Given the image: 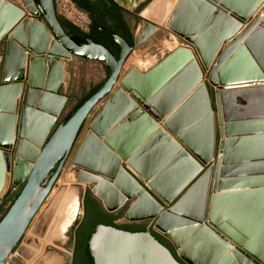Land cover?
Masks as SVG:
<instances>
[{
  "label": "water",
  "instance_id": "obj_1",
  "mask_svg": "<svg viewBox=\"0 0 264 264\" xmlns=\"http://www.w3.org/2000/svg\"><path fill=\"white\" fill-rule=\"evenodd\" d=\"M230 1L179 0L167 22L171 32L195 47L202 67L190 50L178 48L149 72L132 68L121 78L129 56L158 31L156 26L146 23L134 47L114 35L120 47L115 57L90 39L74 42L58 19L55 0H24L32 4L30 16H41L44 24L29 22L22 9L0 0V43L5 40L7 45L3 81H11L14 54L19 57L15 65L23 70L30 59L29 76L21 79L26 93L19 85L0 87V197L9 187L4 189L8 172L13 186L23 185L0 221V264L25 262L24 254L14 251L52 193L84 124L106 99L72 165L81 169L79 182L95 186L88 188L106 212L123 210V220L131 223L127 226L151 224L146 233L98 226L88 243L94 263L264 264V200L252 203L246 218L241 216L251 233L229 217L239 212L238 206L244 213L246 205L238 203L264 198V10L262 16L253 14L264 0L251 2L245 12H237ZM45 54L51 69L43 86ZM60 57L104 64L110 75L67 122L57 125L67 103L57 94L65 76ZM138 104L142 108L134 111ZM148 139L146 148L160 141L167 150L146 168L141 163L145 150L139 147ZM182 159L191 172L174 186L168 176ZM85 189L79 188L82 214L64 238L66 253L54 257L64 264H72L84 198L90 193ZM225 225L237 234L235 243L221 233ZM253 237L263 253L261 261L249 252Z\"/></svg>",
  "mask_w": 264,
  "mask_h": 264
},
{
  "label": "rangeland",
  "instance_id": "obj_2",
  "mask_svg": "<svg viewBox=\"0 0 264 264\" xmlns=\"http://www.w3.org/2000/svg\"><path fill=\"white\" fill-rule=\"evenodd\" d=\"M7 1L13 2L14 4L20 7L21 5H23L24 2L23 0ZM145 1H143L142 3L143 8L140 12L135 8L132 11L134 14L127 15L130 18L129 22L133 28L134 40L137 36L143 33L144 26L146 23H151L152 25L156 26L158 28V31H156L147 42L142 44L137 49H134L123 68L121 78H123L132 68H135L141 72L148 71L152 67L151 65H154L155 63L158 64L171 52L175 51L178 48H181V45L183 44V40L178 38L167 27V22L169 21L171 14L169 18H167V20L162 23L159 19L161 17L159 13L152 19L149 18V13L151 12L147 13L146 17H143L142 13L154 0H151L149 3ZM168 1L173 2L174 6L179 2V0ZM31 6V2H28L25 8L29 15L28 17L32 21L44 24V19L42 20L41 16H30L29 9L31 8ZM56 6L59 15L65 17L70 22L76 24L79 28L85 31L88 30V18L81 12L77 11L76 8L70 3V0H56ZM5 45V42H2L0 44V53L4 52ZM65 66L67 73L59 89V93L66 95L64 97L67 99V103L57 125L63 123L66 116L77 106L79 101L84 96H86L92 88L99 85H103L108 79L107 72L109 68L101 63L89 62L72 57L69 62H66ZM1 67L0 73L2 71ZM206 75L207 72L204 71L205 79L207 77ZM23 104H25V101L21 102L20 105ZM101 105L102 104H99L95 108V110L91 113L88 120L84 124L82 131L78 137V140L73 148L72 154L70 155L60 176L58 177V180L52 190V193L45 202L40 213L37 215L31 226L29 227L23 240L14 251V254H24L23 258L25 262L23 264H25L26 262L28 264H37L39 262L38 264H40V262L42 263L43 261L49 260L50 258H54L59 253H66V250L64 248L66 239L62 238L59 229L61 227V224L66 220V215L68 211L67 202H65L66 204H61V207H59V205L58 207L52 206V202L54 198L57 197L61 200L64 199V197H67L69 199L72 193L79 191L82 182H78L77 173H79L81 169L78 167H74L72 165V160L80 146L81 138L84 135L88 124L93 120V118H95ZM12 166L13 160L11 167ZM6 179V187H9L5 190L4 195L0 197V209L3 207L7 208L10 205V198L16 193L20 192L23 187V185L19 187H15L12 185V172H8ZM85 188L86 191L87 189L89 190L88 186H86ZM51 214L53 215L51 216ZM118 224L127 225L131 223L122 219L118 222ZM150 224L151 223L147 225L146 229L150 227ZM43 243L45 244V246L43 245Z\"/></svg>",
  "mask_w": 264,
  "mask_h": 264
},
{
  "label": "crops",
  "instance_id": "obj_3",
  "mask_svg": "<svg viewBox=\"0 0 264 264\" xmlns=\"http://www.w3.org/2000/svg\"><path fill=\"white\" fill-rule=\"evenodd\" d=\"M7 1V0H6ZM24 1V0H23ZM115 4H117L120 8H122L124 11H125V13H126V15H131V14H134L132 11L136 8V6L138 5V4H142L143 3V1H145V0H112ZM168 1V0H167ZM254 1H256V0H231L230 1V3L232 4V6H233V8H235V10L237 11V12H245L244 10H243V8H245V7H248L249 6V4L251 3V2H254ZM8 2H10V1H8ZM237 2V3H236ZM10 3H12L13 5H15V6H17V7H19L20 9H22L24 12H25V14H26V16L28 17L29 15H28V13H27V11H26V6H27V4H28V2H23V5H21V7L20 6H18V5H16V4H14L13 2H10ZM168 3H169V11H168V18H169V16H170V14H171V16H172V13H171V11L172 10H174L175 9V7H176V5L178 4H176L175 6H174V4H173V2L171 3L170 1H168ZM234 3H236V5H233ZM172 6H173V8H172ZM76 8V7H75ZM76 10L77 11H79L77 8H76ZM260 10H264V2H262L261 3V5L256 9V11L253 13V14H256V13H258ZM173 12V11H172ZM229 13V16H231V17H233L234 19H237V17L235 18V15L232 13V12H228ZM171 16H170V18H171ZM29 18V17H28ZM170 18H169V20H170ZM27 20H29V22H30V18L29 19H27ZM238 21H239V19H237ZM241 22V21H240ZM241 23H243V22H241ZM220 24V23H219ZM244 29H245V27L244 26H242V29L236 34V37L237 36H239L243 31H244ZM215 32H217V28L215 27ZM173 33V32H172ZM178 37V36H177ZM179 38V37H178ZM181 39V38H180ZM181 40H183V39H181ZM3 42H5V44H6V41L4 40ZM2 43V42H1ZM0 43V44H1ZM183 44L181 45V48H186V49H188V50H190L191 52H192V54H193V56H194V54H195V60L197 61V63L202 67V63H201V60H200V57H199V55H198V53H197V51H196V49H195V47H193L191 44H189L188 42H186V41H184L183 40V42H182ZM51 44H52V42H50V47H51ZM20 46V45H19ZM224 46H227V45H223V47ZM21 47V46H20ZM222 47V48H223ZM6 51H7V45H5V49H4V52H2V53H0V58H1V62H0V67L2 68V71H1V73H0V87H2V86H5V85H16V86H18L19 85V87L21 88L22 87V94H24V93H26V91H27V88H26V82L24 81V80H21L22 78H27L28 76H29V71H28V64H29V61H30V59H29V57H27V59H26V61H25V65H26V67H25V69L23 70L22 68H21V65L19 66V64L18 65H15V63H14V65H15V67H14V65H13V63H12V67L9 69V71H8V76L10 77V80L11 81H8V82H4L3 81V68H4V63H5V57H6ZM172 53V52H171ZM170 53V54H171ZM17 54V53H16ZM197 54V55H196ZM14 58H15V60H14ZM14 58H13V61L12 62H16L17 63V61H18V59H19V57L17 56V55H15L14 54ZM42 59H44L45 61H46V72H45V77H44V83H45V85H46V83L48 82V77H49V74H50V65H49V63L51 62V59H48L47 58V55L45 54V55H43V57H42ZM165 59V58H164ZM163 59V60H164ZM162 60V61H163ZM70 61V59H64V58H62V57H60L59 59H58V63L60 64V66L65 70V76H66V73H67V71H66V62H69ZM160 63V62H159ZM158 63V64H159ZM158 64H154V65H151L152 67L148 70V71H146V72H149L150 70H152L153 68H155ZM13 68V69H12ZM139 71V70H138ZM42 72H43V68H42V70H40V77H41V74H42ZM146 72H141V71H139V73L140 74H145ZM206 72V71H205ZM14 75V76H13ZM39 75V74H38ZM65 76H64V78H65ZM64 78H63V80H64ZM63 80H62V82H61V84H60V87H61V85H62V83H63ZM45 85H43V86H45ZM119 86V85H118ZM60 87H59V89H60ZM59 89H58V91H57V94H59L60 96H66V95H63V94H60L59 93ZM21 99H22V95L20 96V97H18V99H17V101H21ZM107 101V99L102 103V105L100 106V108H99V110L101 109V108H103V106L105 105V102ZM66 107V106H65ZM142 108V106L140 105V104H138V106H137V108L134 110V111H136V110H138V109H141ZM99 110H98V112H99ZM134 111H132L127 117H125L121 122H119L115 127H113L110 131H109V133H111V132H113L117 127H119L120 125H122L124 122H126L127 121V119H128V117L134 112ZM97 112V113H98ZM97 115V114H96ZM93 120H94V118H93ZM92 120V121H93ZM91 121V122H92ZM91 122L88 124V127L86 128V131L84 132V135L82 136V138H81V141H80V144L82 143V141L84 140V138H85V136L90 132V130H89V125L91 124ZM158 125L159 126H161V123L159 122L158 123ZM161 128H163L162 126L161 127H159V130L161 129ZM108 133V134H109ZM124 137H126V134L125 135H123ZM155 135H153L152 137H150V139H152L153 137H154ZM126 139V138H125ZM150 139H148V141H145L139 148V150H145L144 151V153H143V156H142V161H141V163H142V165L144 166V167H146V168H148V167H150V166H152L153 165V161H154V159H157V158H159L160 156H162L163 155V153H165L166 152V150H167V148L164 146V144L162 143V142H160V141H156V142H154L152 145H148L147 146V148H146V145L147 144H149V142H150ZM102 141H103V138L101 139ZM172 158H174V157H172ZM172 158L170 159V160H172ZM123 165L124 166H126V163H123ZM127 167V166H126ZM128 168V167H127ZM190 172H191V168H190V164H189V162L187 161V160H185V159H182V160H180V161H178L177 163H176V165H174L173 167H172V169H171V172H170V175L168 176V180L167 181H169L170 183H173L174 184V186H177L180 182H182L184 179H185V177L187 178L189 175L188 174H190ZM7 175H8V173H7ZM6 175V176H7ZM114 183V182H113ZM166 191L167 192H170V191H173V187L172 188H170V189H166Z\"/></svg>",
  "mask_w": 264,
  "mask_h": 264
},
{
  "label": "flooded vegetation",
  "instance_id": "obj_4",
  "mask_svg": "<svg viewBox=\"0 0 264 264\" xmlns=\"http://www.w3.org/2000/svg\"><path fill=\"white\" fill-rule=\"evenodd\" d=\"M91 1H95L97 2V4H101V5H106V7L108 8L106 10V14H104L103 16H97L96 14L95 17L97 19H101L104 22V26L99 27L97 29H99V33L97 36H99L100 38L104 39L105 38V42H109V45L111 47L112 50L114 51H118L120 52V47L118 46V44L115 42L114 38H112L111 36L113 35V33L110 31V28H120L122 29L123 35L128 38L125 39V37L120 36L121 38H123L129 45V42H131V40L129 39L130 34L133 33V28L129 22V16L123 14L124 10L122 8H120L118 5V7H116L114 5V3H112L110 0H91ZM147 2V0L145 1ZM143 6L142 4H138L136 6V10H139L140 7ZM81 12V11H79ZM82 14H84L88 20V30L85 31L83 29H81L83 32H88V33H92L93 35L91 36L90 34H88L89 36H87L86 34L81 36V37H77L78 38V42H83V40L86 39H90L94 42V28L91 31V24L92 21L90 20V17L87 16L85 13L81 12ZM105 13V12H104ZM74 24V23H72ZM75 26H77L76 24H74ZM129 28V30L127 29ZM102 29L106 30V31H110V33L108 32H104L102 31ZM75 29H71V31L73 32ZM134 34V33H133ZM96 36V35H95ZM114 36V35H113ZM119 36V35H118ZM113 42V43H112ZM96 43V42H94ZM97 44V43H96ZM101 45V44H99ZM103 46V45H102ZM130 46V45H129ZM131 47H134L131 46ZM119 55V54H118ZM88 199H90L88 201ZM88 204L90 205V209H91V214L93 217L97 216V214L95 213L96 211H100L102 213L108 214V215H113V216H117L118 219L115 220V224L119 225L118 222L121 221L123 219V210L120 211V214H116V213H108L104 210V208L101 205V202L99 200H97L91 193H86L85 198H84V217L82 219V221L80 222L77 230H76V238H75V245H74V253H73V260H72V264H95L94 263V259L91 256L90 252H89V247H88V243L90 241V238L92 237L93 232L92 230H88V228L85 227V222H86V210H87V206ZM95 208H99V209H95ZM103 225V224H99L97 226H95L94 229H96L98 226ZM107 226V225H104ZM127 226V225H126ZM112 227V226H111ZM129 229H120L129 233H146L148 230L146 228L141 229V227H137V226H128ZM151 235L157 240L159 241L162 245H164L165 247H167L174 256H176L175 251L173 250L172 246L169 247L166 244L162 243L159 238L161 240H163L164 242H167L166 240H164L163 238H161L156 232L152 231ZM87 247V249L85 248Z\"/></svg>",
  "mask_w": 264,
  "mask_h": 264
},
{
  "label": "trees",
  "instance_id": "obj_5",
  "mask_svg": "<svg viewBox=\"0 0 264 264\" xmlns=\"http://www.w3.org/2000/svg\"><path fill=\"white\" fill-rule=\"evenodd\" d=\"M112 3H114L112 0H110ZM151 0H147V2L149 3ZM70 3L76 7L79 11L85 13L87 16L90 17V20L92 21V24H91V31H95L94 34V42H96L97 44H101L103 45L106 49H108L115 57H118V54L119 52L118 51H114L111 49L110 45H109V42H105V38L102 39L100 38L98 35L99 33V27H102L104 26V22L101 20V19H97L95 17L94 14H96L97 16H103L104 17V14H106V10L108 9L106 7V5H101V4H97V2L95 1H91V0H70ZM114 5L116 7L117 4L114 3ZM55 6H56V0H55ZM143 8V6L140 7V9L138 10L139 12L141 11V9ZM56 11H57V6H56ZM105 12V13H104ZM123 14L126 15L125 11L123 12ZM57 15H58V19L62 25V27L64 28V30L66 31V33L72 38V40L76 43H80L78 42V38L77 37H81L83 35H87L89 36L88 34H90L91 36L93 35L91 32L88 33V32H83L78 26H75L74 24H72V22H70L69 20H67L65 17L61 16L58 14L57 12ZM43 20V18H42ZM71 29H75L73 32L71 31ZM129 30V28H127ZM110 31L113 33V35H119V36H122V37H125L123 35V32H122V29L120 28H110ZM113 35L111 36L113 38ZM125 39H128L125 37ZM129 39L131 40V42H129V45L130 46H133L134 45V34L131 33L130 34V37ZM113 43V42H112ZM109 76V70L107 72V78ZM102 85H99V86H96L94 88H92L88 94L86 96H84L80 101L79 103L77 104V106L66 116V118L64 119L63 123L67 122L71 117L72 115L90 98L92 97L100 88H101ZM20 192L16 193L14 196H12L9 200L10 202V205L5 208H1L0 209V221L3 219V217L5 216V214L8 212L9 208L11 207V205L14 203V201L17 199V197L19 196ZM90 199H88L89 201ZM96 210L99 209V208H95ZM86 222H85V227L88 228V230H92L93 232L95 231V226L99 225V224H103V225H107V226H112V227H115L117 229H129L128 226L126 225H116L114 222L115 220L118 219L117 216H113V215H108V214H105V213H102L100 211H96L95 213L97 214V216L93 217L92 216V212H91V209H90V205L88 204L87 206V210H86ZM141 229L144 230V227H141ZM159 240L166 244L167 246H169L170 244L168 242H164L163 240H161L159 238ZM171 247V246H169ZM87 249V247H85Z\"/></svg>",
  "mask_w": 264,
  "mask_h": 264
},
{
  "label": "bare ground",
  "instance_id": "obj_6",
  "mask_svg": "<svg viewBox=\"0 0 264 264\" xmlns=\"http://www.w3.org/2000/svg\"><path fill=\"white\" fill-rule=\"evenodd\" d=\"M172 3V2H171ZM174 4V3H173ZM169 3L168 1H164V0H154L146 9L145 11L142 13L143 17H146L147 16V13H149V18L152 19L154 16H156L158 13L159 15L161 16L159 19L162 22H164L165 20H167L168 18V11H169ZM173 8V6H172ZM173 11V10H172ZM171 11V13H172ZM29 12H30V9H29ZM158 18V17H157ZM167 22V21H166ZM260 27H264L262 24L260 25ZM143 35H139L138 38H142ZM195 54H194V59H195ZM15 60V58H14ZM14 63L16 62H13V65ZM139 65V64H138ZM12 67V66H11ZM15 67V66H14ZM10 69V68H9ZM13 69V68H12ZM14 76V75H13ZM45 85V83H44ZM11 164H12V161H11ZM69 173V172H68ZM73 174V173H72ZM78 174V173H77ZM7 181V179H6ZM6 181H5V186H4V189L6 187ZM79 182V181H78ZM77 183V182H76ZM82 184V185H81ZM81 192H83V189L88 186V185H91L92 188H94L95 186L93 184H89L87 182H83L81 183ZM73 191V190H71ZM80 190L79 191H76L74 193H72V195L69 197V199L67 197H64V199H58L57 198H54L53 202H52V206H57L59 205V207H61L63 204H66L65 202H67V208H68V211H67V215H66V220L61 224V227L59 229L60 231V235L62 236V238H65V236L67 235V232L69 230V228L72 226L73 222L82 214V209L80 207ZM1 194V193H0ZM264 200V198H259V197H254V198H250L246 203H238V204H245L246 206L244 207V213L242 212V209H240V206H238L237 209H239V212L238 213H233L231 216H229L231 219V222L233 224H235L238 228L248 232V233H251V230L252 229H248V224L247 223H244L243 224V221H245L246 219L244 218H241V216H243L244 214V217L246 218V216H248L249 214V208H251V205L252 203H255L259 200ZM250 203V204H248ZM62 204V205H61ZM249 205V206H247ZM235 211L236 208L234 209ZM53 214H51L52 216ZM58 215V214H57ZM59 216V215H58ZM256 224V223H255ZM254 224V225H255ZM256 227V226H255ZM221 233L226 236L227 238H229L230 240H232L234 243H235V236L237 237V234L234 232V230L232 228H230L228 225H225L224 227H222L220 229ZM263 238H261L260 240H262ZM236 243L237 242H240L239 239H236ZM253 242H252V246L250 247L249 249V252L250 254L255 257L257 260H262L263 258V253L261 251L258 250V244L255 242V237L252 238ZM238 244V243H237ZM43 245L45 246V244L43 243ZM262 247V246H261ZM264 249V248H263ZM37 254H38V251H37ZM18 257H15L17 258V261H20L21 263H23V259L21 256L17 255ZM43 260V259H42ZM64 261L61 260V259H57V258H54L52 259L49 263H45V264H64L63 263ZM27 263V262H26ZM25 263V264H26ZM28 264V263H27ZM38 264V263H37Z\"/></svg>",
  "mask_w": 264,
  "mask_h": 264
},
{
  "label": "built area",
  "instance_id": "obj_7",
  "mask_svg": "<svg viewBox=\"0 0 264 264\" xmlns=\"http://www.w3.org/2000/svg\"><path fill=\"white\" fill-rule=\"evenodd\" d=\"M262 11H263V10H260L258 13H256V15L254 16V18H255L256 16H262ZM254 18H252V19H254Z\"/></svg>",
  "mask_w": 264,
  "mask_h": 264
}]
</instances>
